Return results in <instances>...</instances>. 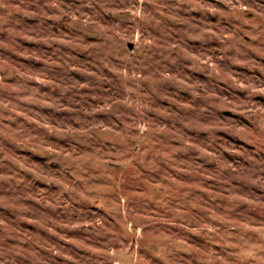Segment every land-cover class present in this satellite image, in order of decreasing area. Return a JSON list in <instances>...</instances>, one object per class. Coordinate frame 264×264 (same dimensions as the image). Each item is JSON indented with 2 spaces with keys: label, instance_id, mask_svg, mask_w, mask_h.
<instances>
[{
  "label": "rangeland",
  "instance_id": "rangeland-1",
  "mask_svg": "<svg viewBox=\"0 0 264 264\" xmlns=\"http://www.w3.org/2000/svg\"><path fill=\"white\" fill-rule=\"evenodd\" d=\"M0 264H264V0H0Z\"/></svg>",
  "mask_w": 264,
  "mask_h": 264
}]
</instances>
